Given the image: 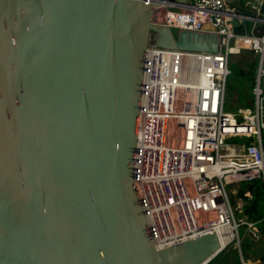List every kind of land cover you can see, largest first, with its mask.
Masks as SVG:
<instances>
[{"label": "water", "instance_id": "1", "mask_svg": "<svg viewBox=\"0 0 264 264\" xmlns=\"http://www.w3.org/2000/svg\"><path fill=\"white\" fill-rule=\"evenodd\" d=\"M161 2L187 3L0 0V264H209L228 246L210 232L156 249L134 191L148 47L218 52L155 23Z\"/></svg>", "mask_w": 264, "mask_h": 264}, {"label": "built area", "instance_id": "2", "mask_svg": "<svg viewBox=\"0 0 264 264\" xmlns=\"http://www.w3.org/2000/svg\"><path fill=\"white\" fill-rule=\"evenodd\" d=\"M186 1L157 4L153 21L215 35L218 52L166 50L152 42L145 55L133 187L158 250L224 229L231 230L230 246L238 225L226 186L259 181L264 195V33L236 34L231 24L250 25V33L264 26V0H253L246 6L253 14L244 15L231 0ZM242 51L257 57V67L251 106L235 117L224 112L225 91L229 57ZM247 229L251 239L264 240L257 223Z\"/></svg>", "mask_w": 264, "mask_h": 264}, {"label": "rangeland", "instance_id": "3", "mask_svg": "<svg viewBox=\"0 0 264 264\" xmlns=\"http://www.w3.org/2000/svg\"><path fill=\"white\" fill-rule=\"evenodd\" d=\"M237 2L238 4H236L235 0H233L230 4L234 7H240V10L246 14H253L251 11L245 9L244 5L246 1L243 4H239V1ZM248 27H250V25H248ZM172 31L174 33L177 32L176 30ZM253 59L257 60V57L249 51H242L238 55H232L229 57V69L231 70V74L227 78L226 82L224 112L232 114L235 117H239L251 106V87L248 83V75L241 73L240 70L243 69L244 72H247L248 68L245 65L248 63L250 64ZM236 140L242 141L243 138L240 137ZM242 190L243 187L241 184L226 186V191L233 208L235 222L238 225V241L236 238L235 242L231 243L227 249H230L231 252L233 248L238 250L239 242L241 255L244 256L246 253L251 254V258L246 259V261L253 262L256 259V254L259 251L258 249L260 248V245L264 241L259 240L260 243H254L248 234L247 224L249 223V219L245 215V207L248 203V200L244 199L246 197H241L240 193Z\"/></svg>", "mask_w": 264, "mask_h": 264}, {"label": "trees", "instance_id": "4", "mask_svg": "<svg viewBox=\"0 0 264 264\" xmlns=\"http://www.w3.org/2000/svg\"><path fill=\"white\" fill-rule=\"evenodd\" d=\"M248 68L247 72H244L243 69L240 70L241 73L248 75V83L250 84V96L251 91L254 86L255 81V72L257 67V60L253 59L250 64L245 65ZM231 74V70H230ZM243 187L241 191V197L244 198L246 192L248 191V186L245 183H240ZM253 189L251 191V198H244L248 200V203L245 207V215L249 219L250 223H257L258 228L261 230V234L264 235V195L262 192V185L259 181H254L252 183ZM221 252L215 259H213L209 264L216 263L218 257L221 256ZM227 263V262H226ZM247 263V262H245ZM221 264V263H220Z\"/></svg>", "mask_w": 264, "mask_h": 264}, {"label": "crops", "instance_id": "5", "mask_svg": "<svg viewBox=\"0 0 264 264\" xmlns=\"http://www.w3.org/2000/svg\"><path fill=\"white\" fill-rule=\"evenodd\" d=\"M232 1L229 2V6L236 9L237 11L243 12L240 10V7L231 6L230 3H232ZM237 1H239V4H243L246 1L245 5H244L245 9H246V5L250 4L253 0H235L236 4H238ZM251 240L254 243H260L259 240H253V239H251ZM262 241H264V240H262ZM227 248L223 251V254H221V256L218 257L216 263H213V264H220V263L221 264H242V262H244V263L247 262L245 264H250V263H252V264H264V242L260 245V248L258 249L259 251L257 250L258 252L256 254V259L253 262L246 261V259L251 258V254L246 253L243 256V255H241L240 249L237 250L236 248H233V250L231 252L230 249H227Z\"/></svg>", "mask_w": 264, "mask_h": 264}, {"label": "bare ground", "instance_id": "6", "mask_svg": "<svg viewBox=\"0 0 264 264\" xmlns=\"http://www.w3.org/2000/svg\"><path fill=\"white\" fill-rule=\"evenodd\" d=\"M159 12V11H158ZM155 18L159 16L157 12H153V17ZM156 20H160V18H156ZM218 237H220L223 241V243H226L227 241L231 240V230L230 229H224L223 231H218L217 232Z\"/></svg>", "mask_w": 264, "mask_h": 264}]
</instances>
